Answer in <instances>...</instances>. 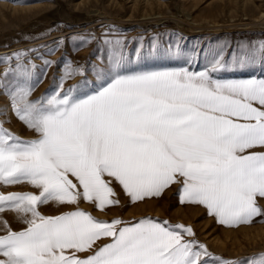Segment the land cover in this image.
Listing matches in <instances>:
<instances>
[{
    "label": "snow or ice",
    "instance_id": "snow-or-ice-1",
    "mask_svg": "<svg viewBox=\"0 0 264 264\" xmlns=\"http://www.w3.org/2000/svg\"><path fill=\"white\" fill-rule=\"evenodd\" d=\"M105 43L112 67L94 92L58 88L33 100L36 82L19 65L21 79L5 86L13 115L36 138L23 141L0 121V186L34 190L0 194V214L23 225L0 219V264H209L189 227L40 211L83 201L102 212L119 205L116 186L137 203L179 184L181 204L203 206L227 227L264 216V79L221 80V58L201 71L126 74L121 41ZM257 59L264 63V44L238 63ZM77 74L69 66L67 77Z\"/></svg>",
    "mask_w": 264,
    "mask_h": 264
},
{
    "label": "rangeland",
    "instance_id": "rangeland-1",
    "mask_svg": "<svg viewBox=\"0 0 264 264\" xmlns=\"http://www.w3.org/2000/svg\"><path fill=\"white\" fill-rule=\"evenodd\" d=\"M116 40L121 41V71L126 74L180 68L201 71L221 58L225 66L217 73L221 80L264 79V63L259 59L238 63L242 51L264 44V0H0L3 127L23 141L36 138L9 108L5 86L21 79L18 65L26 66L36 82L33 100L58 88L91 93L112 67L113 45L105 41ZM69 66L80 74L67 77ZM33 191L28 185L0 186V194L5 195ZM116 191L119 205L102 212L83 201L71 206L43 205L40 211L57 216L82 210L107 222L150 218L189 227L195 234L190 239L207 249L209 264L221 260L247 264L264 256V216L236 227L221 225L203 206L181 204L179 184L137 203L118 186ZM258 203L264 210V200ZM0 219L13 230L23 227L15 213L5 212Z\"/></svg>",
    "mask_w": 264,
    "mask_h": 264
}]
</instances>
